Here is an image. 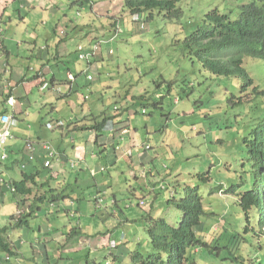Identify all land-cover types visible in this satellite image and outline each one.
I'll use <instances>...</instances> for the list:
<instances>
[{
	"label": "rangeland",
	"instance_id": "obj_1",
	"mask_svg": "<svg viewBox=\"0 0 264 264\" xmlns=\"http://www.w3.org/2000/svg\"><path fill=\"white\" fill-rule=\"evenodd\" d=\"M74 1L68 0L65 7L67 14L76 19L77 9H69V3ZM247 2L248 0H185L178 6L183 11L179 24L168 21L146 22L144 30H141L140 24L132 23V18L128 15H122L123 33L118 40L102 47L97 66L89 73L93 77V81L89 84L90 89L81 87L86 81L85 76L81 77L78 81L79 91L68 98L59 99L54 113H50L48 108V110L44 109L43 112L36 114L40 116L39 119L35 117L37 123L44 119L47 121L58 119L65 124H70L79 118L85 122L89 112L93 115L99 114L104 109L106 112H110L114 103L123 107L122 110L125 108L131 111L128 115L131 129H139L143 144H148L152 148L141 159L148 183L142 188L140 184L137 185L136 179L126 177L127 168L124 160H120L114 165L116 167L110 168L112 171H117V181L114 186L104 185L102 176H99L96 178L98 182L96 187L108 190L118 196L121 220H139L135 222L136 225H133V229L135 236L139 238V243L142 244L148 240L141 222L147 217V207H140L139 201L143 199L147 205H150V213L154 218L163 216L169 224L174 225L181 214L174 211L172 206L168 207L165 193L152 192L151 189L156 188L161 182L167 184L171 180L168 174L172 170L181 173L180 184L186 186L197 181V174L203 176L207 172L210 173L211 181L202 189L204 210L206 213H211V216L205 220L206 226L207 229L212 226L223 229L224 238L218 243V249L213 248L211 253L198 246L196 249L191 248L187 252L188 261L185 264H249L256 262L258 258L262 259V255H259L261 251L258 249L259 247L264 248V228H259L256 218H252L253 232L245 233L246 223L238 207V197L225 195L220 190L217 192L212 190L219 186L226 189L231 183L236 184L238 177L245 171V168H242L246 159L245 153L239 147L235 148L233 149L234 153L230 154L229 152L230 158L227 162L222 155L221 146L215 144L214 132L218 125L225 128L228 121L233 120L234 116L238 114L239 110L233 109L229 100L232 96L236 98L241 96V84L234 78L211 75L203 69L200 61L189 54L183 43L185 37L200 26L208 11L217 9L220 13L230 14L234 18L238 12V5ZM101 4L104 7L97 10L98 15L103 17H107L108 14L119 16L123 0H99L98 5ZM83 14L81 13L80 16ZM100 22L92 24V27L95 26L93 29H96L97 34H102L94 40L106 37L104 31H101V26L107 27V22L104 19ZM91 36L93 33L89 34L88 40ZM27 39L26 36H21L18 41L23 42ZM78 42L79 38L70 39L67 45L68 49L74 51ZM109 51H112L113 54L109 55ZM27 59L21 63L22 67L31 66ZM261 65L263 67L262 74L260 72ZM244 68L254 79V86L263 89V62L247 58ZM53 70L56 69L53 68ZM47 78L50 80L51 76L49 75ZM35 84H37L35 81L31 85L27 84L29 90L33 91L32 99L30 97L32 104L43 97L42 92L38 91ZM252 90L250 88L243 95V101L252 103ZM141 96L145 98L142 101L139 100ZM85 98L87 99L85 100ZM40 104L32 106L31 111L33 112L35 107ZM143 111L145 114H141ZM135 112L138 114L136 115ZM125 118L127 119V116ZM26 122L28 121L25 119L23 127L27 126ZM241 124L245 128L243 121H239L237 127ZM36 127L37 125L33 124L34 130ZM226 132L222 131L221 139H227L229 145H232L233 139H230V134L233 132L229 130L227 135ZM86 133L87 131L74 133L81 145H85V142L88 141ZM108 137L109 135L104 133L99 138V144L112 143ZM92 146L95 147L94 144ZM95 150L99 154L98 147H95ZM100 154L102 155L103 151ZM133 159H138V153L134 150ZM102 162L106 164L105 160ZM151 162H153L151 169L155 168V170H148ZM151 172L152 175H150ZM85 179L90 184V188L83 193L76 190L75 198L86 194L88 190L92 192L96 190L94 181L87 176ZM126 186H128L127 189L131 187L133 190H130L129 193L128 190H125ZM212 191L213 194H210ZM85 198L86 201H89L87 195ZM81 203L84 204L85 201L82 200ZM127 206L128 208H126ZM0 209L4 210L1 201ZM5 211L8 212V209L6 208ZM9 214L8 212L5 221L0 222V226L6 227ZM62 219L63 222L58 226L63 227L71 223L65 216ZM218 236L219 234L216 238ZM203 237H205L203 234H198L199 239ZM34 238L35 233L30 232L29 240L32 241ZM112 238L110 240L119 242L116 236L113 235ZM108 241L109 236L103 237L99 245L100 249ZM241 242L244 244L242 245ZM134 245L128 244L124 248L134 251L136 249ZM119 255V260L113 261L105 251L98 255L97 261L100 264L106 263L107 260L111 261V264H131L130 257L121 253ZM73 258L83 259L84 253L73 255ZM15 262L16 259L13 258L10 264H15Z\"/></svg>",
	"mask_w": 264,
	"mask_h": 264
},
{
	"label": "crops",
	"instance_id": "obj_2",
	"mask_svg": "<svg viewBox=\"0 0 264 264\" xmlns=\"http://www.w3.org/2000/svg\"><path fill=\"white\" fill-rule=\"evenodd\" d=\"M67 1L46 0L44 3H37V0H0V115L13 116L16 121V126L12 129L13 139L9 141L5 150L8 158L3 163L0 161V179L4 181V184L0 186V201L4 205V210L0 209V222L5 221L9 212L11 216L9 214L6 226H12L11 219L17 210L29 209L31 206L35 210L32 218L29 219L28 228L12 229L8 232L7 238L12 245L13 256L9 257V261H6L5 256H0L3 259V264H10L13 258L16 259L15 264H94L99 254L105 251L108 253L106 246L109 241H113L110 240L113 239V235L119 240L117 242L119 245H134L136 243L133 229L134 219L121 220L119 218L121 208L119 207L118 196L108 190L96 187L98 185L96 178L99 176H102L104 185L114 186L117 181V171H112L110 168L124 159H118L113 151L114 147L107 143L105 144L109 147L102 155H98L95 150L97 146H92L94 134L91 132L86 133L88 141L85 142V145H81L75 134L69 135V128L66 130V128L60 129L54 126L51 131L45 128L47 124H55L61 120H51L53 121L51 122L44 119L38 123L35 120V117L38 119L40 117L36 114L43 112L44 109L48 110L49 108L50 113H54L59 99L63 98L54 90L41 93L38 89L43 97L32 104L33 91L29 90L27 84L31 85L35 81L37 83L35 85L38 87V81L34 74L29 72V68L45 73V79L50 83L52 80V86L59 87L62 92L68 90V86H70L67 81L69 72L75 75L83 68L76 62L75 55H73L76 47L74 51H71L67 45L72 38L81 39L84 37L89 28H86V19L80 21L79 17L74 19L67 14L65 7ZM93 1L96 2L94 12L97 14V10L102 9L104 5L99 6V0ZM45 4L48 5L47 8ZM61 26L67 30V40L70 39L57 47L58 40H61L57 29ZM76 26L78 28H75ZM72 28L73 31L71 32ZM20 34L29 40L18 41L21 37L18 36ZM16 44L18 46H15ZM25 59L31 66L22 67L21 63ZM33 64L35 66H32ZM49 75L51 76L50 80L47 78ZM81 77L75 79L70 91L71 95L79 91L78 81ZM89 84L86 80L81 87L90 89ZM47 94L48 96H46ZM10 96H13L18 102L14 108L5 104ZM21 103L24 105L22 108H20ZM37 103L41 104L36 106L32 112L31 107ZM89 114L92 113L89 112ZM128 115L126 112L127 119L124 121L129 119ZM25 119L28 122H26L27 126L23 127ZM80 120L81 118L74 121ZM32 123L37 125L35 130ZM124 126L123 123L118 126L120 128L116 134L118 138L116 145L119 143L122 150L120 153L128 150L140 153L139 147L142 144L140 130L131 129L130 131L129 128L128 134L122 136L121 131ZM119 137H123V140L121 141ZM26 141L52 143L62 154L60 165L54 164L52 169H44V161L48 158L45 156L43 159L44 153L40 147H37L38 151L35 154L34 162L28 163L25 172H22L19 166L27 162ZM101 150L103 149L101 148ZM140 157L138 154L137 160L133 158L124 160L125 166L129 170L126 172V177L133 178V174L137 173L132 169H136L137 162L142 164ZM78 160L83 169L81 171L70 169L69 163ZM102 160H105L106 164H103ZM101 166L105 167L106 171L92 178L89 175V170H98ZM27 176H32L34 179V187L38 197L46 190V183L50 180V188H56L61 192L66 190L65 193L71 195V201L66 200L51 205L42 201L39 202V206H42L37 208L32 204V197L20 198L18 195L11 194L8 183L10 181L19 182ZM85 176L94 181L96 190L94 192L88 190L86 194H81L79 198H75L76 190L83 193L90 188ZM136 183L142 186L141 183ZM143 183H147V181H143ZM127 188L128 186L125 187V190H128L129 193L130 190H133L131 187L130 189ZM101 192L106 193L104 200L106 207H99L96 203L93 206V198ZM85 195L89 201H86ZM111 199L117 201V211L114 214L108 204ZM82 200L85 201L84 204L81 203ZM6 208L8 212L5 211ZM71 213L76 216L72 217L69 215ZM63 216L71 222L69 227H66L68 225L58 226L63 222ZM36 228L37 231H35ZM70 228H74L72 232H69ZM17 232L20 233L15 234ZM30 232L35 233V238L32 241L29 240ZM106 235L109 236V241L104 243L105 246L100 249V242ZM116 251L108 253L111 260L118 261L119 254L126 253L123 248H118ZM81 252L84 253L83 259L76 260L73 258V255Z\"/></svg>",
	"mask_w": 264,
	"mask_h": 264
},
{
	"label": "trees",
	"instance_id": "obj_3",
	"mask_svg": "<svg viewBox=\"0 0 264 264\" xmlns=\"http://www.w3.org/2000/svg\"><path fill=\"white\" fill-rule=\"evenodd\" d=\"M183 1L185 0H123L122 14H127L130 18L139 15L143 22L168 21L179 24L183 11L178 6ZM85 2L88 3V0ZM79 3L83 4L84 1ZM115 24L116 21L111 27ZM65 41L59 40L57 47ZM183 43L189 54L200 61L203 69L211 75L234 78L241 84V96L239 98L232 96L229 100L232 108L239 110L238 114L233 120L228 121L225 128L218 125L214 132L215 144L221 146L222 155L227 162L231 152L234 153L233 149L239 147L245 153L246 159L242 164L245 171L238 177L237 183L234 182L236 184L231 183L226 189L219 186L212 190L216 192L220 190L225 195L238 197V207L246 223L245 233L253 232L252 218H256L259 228H264V88L255 87L254 79L244 68L247 58L262 61L264 66V0H248L247 3L238 5V12L234 18L230 14L220 13L217 9L208 11L200 26L186 36ZM262 71L261 65V74ZM250 88L253 89L251 104L243 101V95ZM144 99L142 96L139 98L140 101ZM127 110L118 109L116 112L118 116H106L107 112L104 111L101 115L92 117L90 127L79 126L78 124L82 122L75 123L71 132L92 131L96 135L95 143H97L98 138L104 133L107 122L116 125L115 120L126 114ZM239 121L244 122L245 128L243 124L237 127ZM229 130L233 132L230 134V139H233L232 145H229L227 139H221L222 131ZM168 175L171 180L165 184L166 204L168 207L172 206L181 216L176 224L171 225L163 216L154 218L150 213V206L147 207L150 211H146L147 217L141 221L143 231L145 230L148 238L146 243H139L138 236L134 234L136 239L134 251L124 248L128 244L119 246L130 257L131 264H185L188 261L187 252L191 248L196 249L198 246L211 253V250L217 248L218 243L224 238L221 230L212 231V227L207 229L206 226L205 220L209 215L204 210L202 189L211 181L210 173L207 172L203 176L197 174V181L189 186L180 184L181 173L172 170ZM29 184L30 179L27 177L14 186L20 195H28L32 192L27 187ZM65 191L47 187L41 197H36L35 202L65 201L70 198L69 195H65ZM210 194H213V191ZM30 216V214L22 216L12 227L0 228V253H2L0 255L12 256L5 237L11 229L29 227ZM137 221L139 220L135 219L134 224ZM198 234H203L205 237L199 239ZM258 250L261 251L259 255H262V259L258 258L256 262L249 264H264V248L259 247Z\"/></svg>",
	"mask_w": 264,
	"mask_h": 264
},
{
	"label": "clouds",
	"instance_id": "obj_4",
	"mask_svg": "<svg viewBox=\"0 0 264 264\" xmlns=\"http://www.w3.org/2000/svg\"><path fill=\"white\" fill-rule=\"evenodd\" d=\"M79 1H84L83 4H80ZM86 0H75L74 2H71L72 4L69 5V9L70 10H73V9H77V15L76 17H79V20L82 21L84 19H86V28L88 27L89 30L92 29V31L86 33V35L84 37H82L81 39H79V44L76 45V49L73 53V55H75V58H76V62L79 64V65H82V69L80 71H78L75 75L74 73L72 72H69V75L67 76V81L69 83L70 86H68V90L62 92L61 89L59 87H56V86H52V80H51V83L48 82L46 79H45V73H42L40 71H35V69L33 68H29V72H31L32 74H34L35 78L37 79L38 81V89L40 92L44 93V92H47L49 90H54L55 92L59 93L63 98H68L71 96V89H72V85L73 83L75 82V79L78 78V77H81V76H85L86 80L90 83L93 81V77L91 75H89V73L92 71V70H95V67L97 66V63L99 61V58H100V54H101V50H102V47L104 45H108L116 40L119 39V37L122 35V28H121V16L122 15H127V14H122V7L120 9V14L119 16H110V15H107V17H103V16H98L95 12H94V5H95V1L93 0H88V3L85 2ZM37 2L39 3H44L46 2V0H37ZM54 5V4H53ZM46 8L48 7L47 4H45ZM81 7V8H80ZM67 10V9H66ZM81 13H84L83 16H80ZM96 14V15H95ZM132 18V22L133 23H138L140 24V28L141 30H144L145 28V23L146 22H143L141 16L139 15H134L131 17ZM105 20L107 22V27H105L104 25L101 26L102 27V30L101 31H104L103 33L106 34V37L103 36L101 37V39H98V40H94L95 38H98L100 36H102V34H97V31L96 29H93L95 26L92 27V24L94 23H101L100 20ZM116 21V24L111 27L112 24H114ZM166 22V21H164ZM102 25V24H101ZM75 28H78V26H76ZM106 28V29H105ZM58 31V36H60L59 38L62 40H66L68 42V39L67 40V36H68V33H67V30L61 26V28L57 29ZM73 31V28L71 29V32ZM93 33V36L90 37V40L89 39V34ZM94 40V41H93ZM59 41V40H58ZM65 41V42H66ZM79 47H81L83 49V52L84 53H90V52H93L94 51V54L90 57V59L88 61H84V60H80L79 59V56L81 54V51H79ZM94 48H96V50H94ZM113 52L112 51H109V55H112ZM91 78V79H89ZM76 93V92H75ZM87 98H85L86 100ZM134 99V98H133ZM12 100V104L9 103V101ZM178 101V99H176ZM175 100V101H176ZM18 102L15 100V98L13 96H10L8 97V99L6 100L5 104L8 105L10 108H14L15 104H17ZM24 105L23 103H21V107L22 108ZM123 107L119 106L118 104H113L112 105V108H111V111L110 112H107L106 113V116H118L116 112H118V109H122ZM125 109V108H124ZM123 109V110H124ZM105 111V109L99 113V114H96V115H93V114H89L88 115V119L83 122L82 120L80 121H74L70 124H65L61 121H57L55 122V124H47L45 126V128L47 130H52L54 128V126H56L57 128H60V129H63V128H66V130L69 128L70 129V133L69 134H74V133H77V132H84V131H73L71 132L72 129H74V124L75 123H79V122H82V123H79L78 125L79 126H87V127H90L92 125V122H91V119L92 117H97L99 115H101L103 112ZM127 113L130 114L131 111L130 110H127ZM135 114L137 115L138 112H135ZM141 114H145V111H143ZM125 118V114L119 118H117L115 120V123L116 125H114L112 122H107V125L105 126V129H104V133L108 134L109 137L111 140H112V143L109 142L107 143L108 145H110L111 147H114L113 151L115 152V154L117 155L118 159H124V160H130L131 158H133V150H128L127 152H123L122 154L120 152H122V150L120 149V145L119 143L116 145V142L118 141V138L116 136L117 134V130L120 128L118 126H120L122 123L125 124V126L122 128V131H121V135L124 136V135H127L128 132H129V128H130V131H131V127H130V124H129V119L124 121ZM4 121H7V123H3ZM53 122V121H51ZM16 126V121L15 119L13 118V116H10V115H6V114H2L0 115V132L4 131L5 129H7V132L9 133V137L6 141V143L3 145L2 148H0V161L1 162H5L7 160V154L5 152L6 150V147L9 143V141L11 139H13V134H12V129ZM87 132H91L94 134V145L98 147V149H100L99 151V154L98 155H101L100 153L103 151H105L108 147L106 146L107 144H102L100 145V140L98 138L97 140V143H95V133L92 132V131H87ZM103 133V134H104ZM103 136V135H102ZM120 138V137H119ZM121 141L123 140V137L120 138ZM115 140H117L115 142ZM26 152H27V162L24 163V164H21L19 166V169L22 171V172H25L26 170V165L28 163H32L34 162L35 160V154L37 153V147H40L42 149V152L44 153V156H43V159L44 157L46 156L48 159H45L44 161V164H43V167L44 169H52V166L54 164H59L61 163V159H62V154L58 151V149H56L54 147V145H52V143L50 142H42V143H34V142H31V141H26ZM101 148L103 150H101ZM139 150H140V153L137 152L141 157H140V161L142 159V157L144 155H147V152L148 151H151L152 148L146 144L144 145L143 144V141H142V144L140 145L139 147ZM142 163V162H141ZM151 165H153V162H151L148 166V170L151 169ZM69 168L72 169V170H76V171H81L83 168H81L80 164H79V160L78 161H71L69 163ZM142 169V170H140ZM133 171L137 172V173H134L133 174V179H136L135 181L136 182H139L141 183L142 185V188L148 183V180H147V175L146 173L144 172L145 170V167L140 164L139 162H137L136 164V169H132ZM140 170V171H139ZM151 170H155V168L151 169ZM106 171V168L105 167H100L98 170L95 169V170H89V175L94 178V177H97L98 174L100 173H104ZM129 170H126V172H128ZM25 175H27V173H25ZM152 175V172L151 174ZM28 179H30V184L27 186L28 188L31 189V194H28V195H20L16 189H15V183H18V182H13V181H10L8 183V189L10 191L11 194H14V195H18L20 196V198H24V197H32L33 200H32V204L33 206L37 207V208H40V205L39 206V202H35L36 200V197L37 196V193L35 191V187H34V184H35V181L34 179H32V176H27ZM25 177V178H27ZM138 177V178H137ZM24 178V179H25ZM24 179H22L21 181H23ZM19 181V182H21ZM143 181H147V183H143ZM49 182L50 180L46 183L47 187L50 188L49 186ZM4 184V181L2 179H0V186H2ZM147 187V186H146ZM164 190H165V183L164 182H161L159 185H157L156 188H153L151 189L152 192H160V193H164ZM43 195V194H42ZM65 195H69L70 198H71V195L70 194H66ZM41 197V196H40ZM67 199V200H70L71 199ZM106 198V193L105 192H101L99 193L96 197L93 198V201L94 203H96L99 207H106V204H104V200ZM46 201V200H45ZM44 201V202H45ZM66 201V200H65ZM78 201V200H77ZM48 205H51V204H54V203H58L57 202H54V203H48V201H46ZM59 202H64V201H59ZM109 206L112 208L111 210L113 211V214L117 211V201L115 199H111L109 202H108ZM72 205V204H71ZM73 206V205H72ZM139 206L140 207H149L150 205H147L145 200L141 199L139 201ZM205 207V206H204ZM34 207H30L29 209H21V210H17L15 216L12 217V222L13 224L19 220L22 216L24 215H27V214H30V218H32L33 214H34V211H32ZM128 208V206L126 207ZM147 211H150V210H147ZM71 215L72 217H75L76 215L71 213L69 214ZM207 215L211 216V213H207ZM212 215H215V214H212ZM71 217V218H72ZM28 218V221L29 219ZM12 224V225H13ZM29 224V222H28ZM11 226V225H9ZM70 225L66 226V227H69ZM8 227V226H6ZM12 227V226H11ZM0 228H3V227H0ZM22 228H28V227H22ZM17 229V228H16ZM72 229L74 228H70L69 229V232H72ZM12 230V229H11ZM223 231V229H217L215 228V226H212V231H218L220 232ZM10 231V230H9ZM8 231V232H9ZM8 234V233H7ZM5 240L6 242L10 245V250H11V253H12V256H13V252H12V245L11 243L8 241V238H7V235L5 237ZM120 245L115 242V241H109L106 248L108 250V253H112L114 250H116ZM122 255H125L127 256L125 253H122ZM0 256H5L6 258V261H9V257H12V256H9L8 254H3V255H0ZM128 257V256H127ZM0 263H3V259L2 257H0ZM114 261V260H113ZM94 264H100L99 262L95 261ZM104 264H111V261L107 260L106 263Z\"/></svg>",
	"mask_w": 264,
	"mask_h": 264
},
{
	"label": "built area",
	"instance_id": "obj_5",
	"mask_svg": "<svg viewBox=\"0 0 264 264\" xmlns=\"http://www.w3.org/2000/svg\"><path fill=\"white\" fill-rule=\"evenodd\" d=\"M94 50H96V48H94ZM79 51H81L79 59L84 60V61H88L90 59V57L94 54V51L90 52V53H84L83 49L81 47H79ZM89 79H91V78H89ZM9 103L12 104V100H10ZM3 123H7V121H4ZM8 137H9V133L7 132V129L0 132V148H2L3 145L6 143Z\"/></svg>",
	"mask_w": 264,
	"mask_h": 264
}]
</instances>
